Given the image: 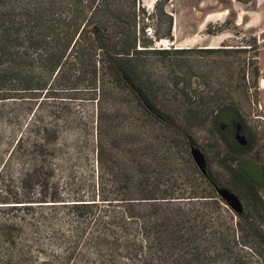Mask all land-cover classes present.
Segmentation results:
<instances>
[{
  "label": "rangeland",
  "instance_id": "rangeland-1",
  "mask_svg": "<svg viewBox=\"0 0 264 264\" xmlns=\"http://www.w3.org/2000/svg\"><path fill=\"white\" fill-rule=\"evenodd\" d=\"M156 1L136 0V5L151 13L146 27L151 48L168 51L147 50L139 71L157 104L178 113L176 127L156 121L122 90L99 103L87 96L65 97L73 114L65 125L64 97L50 96L42 107L29 110L18 99L0 100V201H8L0 202V219L23 222L25 244L38 247L33 244L38 240L42 245L41 252L32 248L27 264L43 259L60 264L63 248L53 238L69 236L82 225L68 203L89 195L109 198L105 208L129 217L126 233L141 246L140 254L137 260L122 254L119 264H264V245L247 234L248 222L242 219L264 231V23L256 31L234 22L235 12L248 11L246 5L250 10L255 0ZM260 4L264 11V0ZM210 11L230 12L202 28ZM168 15L173 38H155L165 32ZM220 31H226V38L208 44ZM222 103L238 111L242 130L238 124L236 132L245 142L237 152L227 148L212 124V112ZM189 109L196 115L183 113ZM45 124L55 131L50 141L55 151L42 158L49 173L45 190H55L63 199L58 203H66L55 207L37 205L42 186L21 183L35 155L28 144V151L18 147V140L26 131L34 135L31 127ZM190 143L203 151L208 175L238 195L242 216L200 175ZM140 189L172 190L184 197L117 199ZM195 190L197 196H187ZM23 193L30 201H15Z\"/></svg>",
  "mask_w": 264,
  "mask_h": 264
},
{
  "label": "trees",
  "instance_id": "trees-1",
  "mask_svg": "<svg viewBox=\"0 0 264 264\" xmlns=\"http://www.w3.org/2000/svg\"><path fill=\"white\" fill-rule=\"evenodd\" d=\"M150 17L151 13H147L144 6L136 5V0H0V100L18 99L27 104L29 110L42 107V100L50 96H87L99 103L108 96L116 97L122 90L133 95L156 121L176 127L178 113L157 104L155 94L148 89L139 71V67L144 66L147 50L168 51V48H151L153 39L146 35ZM171 28L172 17L168 15L165 32L155 38L172 39ZM179 49L183 48H173ZM63 100L61 118L65 125L73 119V114L68 109L69 100ZM183 113L196 115L192 109ZM211 120L227 148L237 152L243 146L235 138V124L240 123L238 111L222 103L212 112ZM53 129L47 124L31 127L34 135L27 131L22 133L18 147L23 146L25 151L28 144L35 155L30 167L22 172V185L25 188L33 183L42 186L37 205L55 207L66 203H58L63 199L55 190L50 194L45 190L49 173L43 160L55 151L50 145ZM101 152L98 147V158ZM22 154L24 157L25 153ZM200 175L216 181L209 175ZM192 194L187 196H197L194 195L197 190ZM89 196L68 203L82 225L74 226L69 236L53 238V242L63 248L60 264H68L72 257H75L73 264H119L122 254L137 260L141 246L126 233L129 217L123 212L117 216V210L105 208L111 201L109 198ZM174 197L184 195L172 190L158 194L140 189L130 193V197L117 199ZM29 198L28 193H23L15 201H30ZM87 215H91L92 220L86 221ZM242 219L248 222L247 234L264 245V231L247 217ZM23 230H26L23 222L0 219V264H27L32 248L41 252L38 240L33 243L38 247L25 244L26 239L21 238ZM40 264L53 263L43 259Z\"/></svg>",
  "mask_w": 264,
  "mask_h": 264
},
{
  "label": "crops",
  "instance_id": "crops-1",
  "mask_svg": "<svg viewBox=\"0 0 264 264\" xmlns=\"http://www.w3.org/2000/svg\"><path fill=\"white\" fill-rule=\"evenodd\" d=\"M256 5V6H255ZM255 5L253 8H248L245 6V9L248 11H236L235 12V24H241L243 27H253L256 31L261 29L264 21V11H260V0H255ZM230 11H210L206 14L205 18L201 20L202 28L209 22H220L229 16ZM226 31H220L215 34H212V38H209L208 44L217 45L219 42L223 41L226 38Z\"/></svg>",
  "mask_w": 264,
  "mask_h": 264
},
{
  "label": "water",
  "instance_id": "water-1",
  "mask_svg": "<svg viewBox=\"0 0 264 264\" xmlns=\"http://www.w3.org/2000/svg\"><path fill=\"white\" fill-rule=\"evenodd\" d=\"M236 138L239 137L240 140H238L241 144H243L245 136L243 134H239V132L235 133ZM189 149L191 156L193 160L195 161L196 165L200 169V171L208 175V169H207V164H206V158L203 153V151L195 144L190 143L189 144ZM212 181V180H211ZM212 185L215 188L216 192L238 213H241L243 208H242V203L238 195L230 190L229 188L222 186L215 181H212Z\"/></svg>",
  "mask_w": 264,
  "mask_h": 264
},
{
  "label": "flooded vegetation",
  "instance_id": "flooded-vegetation-1",
  "mask_svg": "<svg viewBox=\"0 0 264 264\" xmlns=\"http://www.w3.org/2000/svg\"><path fill=\"white\" fill-rule=\"evenodd\" d=\"M237 125L238 124H235V133H236ZM238 126H240L241 127V130H242V126L240 124ZM235 138H236V136H235Z\"/></svg>",
  "mask_w": 264,
  "mask_h": 264
}]
</instances>
